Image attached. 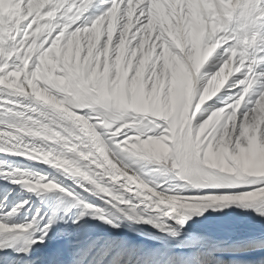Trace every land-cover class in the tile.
<instances>
[{
    "label": "snow or ice",
    "instance_id": "1",
    "mask_svg": "<svg viewBox=\"0 0 264 264\" xmlns=\"http://www.w3.org/2000/svg\"><path fill=\"white\" fill-rule=\"evenodd\" d=\"M139 3L14 0L16 19L5 18L0 27V153L34 161L42 153L41 163L76 178V191L91 190L117 207H147L153 218L165 221L211 202L264 201V87L252 95L264 78L257 71L264 65V39L231 58L227 45L215 55L196 57L185 44L189 0H143V19L137 17L130 35ZM93 4L99 7L89 14ZM200 15L206 18L203 8ZM226 86L229 99L203 110ZM5 126L16 131L6 136ZM50 136L55 143L47 142ZM124 156L158 163L179 178L174 183L247 190L182 194L143 179L122 163ZM8 174L34 192L58 188L42 174L16 169ZM117 177L128 182L117 183ZM131 181L139 182L133 195L126 192ZM141 189L156 194L144 197ZM50 224L30 242L43 243ZM30 228L31 223L0 219V234L19 239Z\"/></svg>",
    "mask_w": 264,
    "mask_h": 264
},
{
    "label": "bare ground",
    "instance_id": "2",
    "mask_svg": "<svg viewBox=\"0 0 264 264\" xmlns=\"http://www.w3.org/2000/svg\"><path fill=\"white\" fill-rule=\"evenodd\" d=\"M245 1L189 0L185 40L189 52L196 57H201L204 53L215 55V51L227 45L224 52L231 58L237 56L238 51L242 52L244 48L250 47L254 40L264 39L261 33L245 35L240 24H236L230 31L221 24L220 20L230 12L240 13ZM142 3L143 0H140L139 4H134L130 35L136 30ZM123 6L125 4L122 3L121 7ZM98 7L94 4L89 14ZM201 8L204 9L206 18L201 17ZM119 12L118 8L117 17ZM1 17L4 20L16 19L14 0H0V19ZM116 28H119L118 21ZM116 34L114 31L113 39ZM152 35L154 37L155 32ZM207 68L208 65H205V69ZM261 69L262 65L257 71ZM235 75L239 73L232 71V76ZM259 87H264V78L257 82L255 89ZM231 91L227 86L221 89L216 97L206 102L207 108L203 110L222 106L229 99ZM252 95H255V90ZM7 106L5 99L4 108ZM2 131L7 136L10 131L16 130L5 126ZM54 131L58 132L59 129ZM47 142L51 144L56 141L50 136ZM76 143L78 141L73 139L72 144ZM164 146L167 147V144ZM80 151L77 148L76 155ZM37 157L40 162L22 155L0 153V170H4L0 174V219L7 223L32 224V228L22 233L23 240L15 246L16 253L0 255V264H39L42 259L55 256L58 242L61 246L57 256H61L62 262L66 264H97L99 259H102L99 264H174L171 254H179L184 259L183 264H213L215 258L226 264H264V201L211 202L200 210L178 213L175 218L165 221L153 218L147 207H117L91 190L76 191L75 177L41 163L42 153H37ZM122 163L150 183L178 188L182 194H234L247 190L244 185L197 188L184 182L174 183L179 178L173 172L169 174L155 162L139 157L124 156ZM63 167L62 163L61 170ZM69 167L74 168L75 165L69 163ZM12 169L27 171L30 176L43 174L48 179H53L58 188L34 192L26 185L16 182L19 176L8 174ZM121 182H128L127 178L117 177V183ZM130 183L131 187L126 192L133 195L139 188V182ZM140 191L144 197L156 194L155 190ZM12 209L15 211L8 215ZM49 221L51 224L43 243H31L33 238L41 235L43 225ZM25 238L29 243L24 242ZM112 238L119 244L120 254L110 255L105 250V245ZM138 238L141 240L137 243ZM18 253H22L20 257ZM242 254H245L244 257H240Z\"/></svg>",
    "mask_w": 264,
    "mask_h": 264
},
{
    "label": "rangeland",
    "instance_id": "3",
    "mask_svg": "<svg viewBox=\"0 0 264 264\" xmlns=\"http://www.w3.org/2000/svg\"><path fill=\"white\" fill-rule=\"evenodd\" d=\"M261 71H264V65H262ZM254 90H255V87H254ZM156 164H158V163H156ZM167 172L169 174L172 173V172H169V171H167ZM36 174H40V173H36ZM104 248H105V250H107L109 252L110 255H117V254H120L121 253V248H120L119 244L115 241V238H112L110 240V242L105 245ZM129 248H130V246H129ZM178 255L179 254H171V257H172L171 260H172V262H174V264H183L184 259L180 255L179 256ZM244 255L245 254H242V256L240 255V257H244ZM213 264H226V263L219 262L215 258V260L213 261ZM230 264H232V263L230 262Z\"/></svg>",
    "mask_w": 264,
    "mask_h": 264
}]
</instances>
